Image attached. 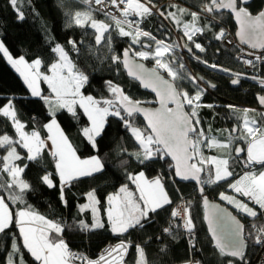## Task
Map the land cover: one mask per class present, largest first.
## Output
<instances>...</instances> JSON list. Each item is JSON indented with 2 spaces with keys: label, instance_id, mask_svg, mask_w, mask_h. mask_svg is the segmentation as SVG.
<instances>
[{
  "label": "snow or ice",
  "instance_id": "6c2138e0",
  "mask_svg": "<svg viewBox=\"0 0 264 264\" xmlns=\"http://www.w3.org/2000/svg\"><path fill=\"white\" fill-rule=\"evenodd\" d=\"M19 0H10L11 5L17 12V19L23 20L24 13L17 7ZM87 3H93V0H86ZM151 0H149V3ZM97 5L103 4L104 0H94ZM115 8L120 5L125 7L121 10V18L107 13L114 22L115 29L119 35L132 37V43H138L139 37L145 36L155 41V49L149 51H135L131 55L141 59L152 58L157 68L164 69L171 80L163 79L156 69L148 70L143 64L136 63L131 59L130 51L125 49L123 60L119 56H112L116 63H123L127 69L128 75L138 80L144 88H150L159 98L160 108L158 110H149L143 108L142 101L133 100L125 94L124 90L111 81H107L108 90L111 98L96 99L92 96H85L82 88L88 82V76L78 70L72 63L64 48L56 45L52 50L58 54L56 63L51 64L49 71L51 75L42 74L40 67L42 60L37 57L32 62H28L23 56L14 58L9 49L5 46L3 40H0V54L7 58V61L23 77L25 84L31 91L32 96L39 97L45 104L49 105V122L44 125L48 136L42 139L38 131L26 132L25 125L18 117L15 106L11 100L0 107V117L7 118L16 134V139L10 137L7 133L0 135V148L6 152L0 156V177L7 174L8 180L0 181V189L9 191L7 200L13 203L22 202L23 193L32 190V185L23 179L24 169L27 165L21 167L16 161L21 160V155L17 152V145L27 150L28 160H38L45 148H48L50 155L55 161V168L60 179V195L65 205L64 190L72 186L73 181H79L81 178L100 179L97 174L105 173V165L98 155H93L82 159L77 155L68 136L61 128L56 117V109H65L74 119H78L77 106L83 110L90 125L81 129L82 135L86 138L91 147L98 151L97 137L102 136L107 123V118L113 116L123 122V126L131 132L132 137L139 144L141 151L130 153L134 155L141 164L153 161L157 158L163 159L171 157L175 161L174 175L181 180H195L198 184L209 183L216 184L221 181H229L228 187L240 196L248 198L254 205L258 206L260 212L249 207L248 203L236 199L234 196L220 193V199L232 204L237 210L245 215L255 219L258 215L264 218V167L257 173L253 171L254 165L264 166V121L258 122L254 117L249 116V112H255V109H244L241 117L242 132L237 139L244 140L247 148L236 147L232 149L231 133L228 143H220L214 137H207L200 124L197 109L200 107H212L211 105H201L199 101L203 96V89H198L194 95H189L186 91H181L174 83L181 78L179 73L171 67V61L165 60L167 53L175 51L174 47L164 41L155 40L150 33L141 30L139 27H133L134 24L142 22L145 16L152 14L151 9L140 0H110ZM251 0H207L202 6V12L209 14L212 19H216L218 14L228 11L238 22L240 26L239 36L242 42L249 43L253 48L260 47L264 49V8L255 12L252 10ZM186 9H180L181 13ZM164 15L163 12L160 13ZM175 18V13H170ZM192 22L185 23L183 26L184 35L188 40H193L196 34H202L204 27L197 26L200 14L190 13ZM130 16L138 17L137 21L130 20ZM70 23L76 26H89L95 30L96 44H110V33L112 24L93 19L90 12L76 11L70 16ZM179 24V19H176ZM127 26L131 30H125ZM224 30L221 29L217 34V39H223ZM255 41V42H254ZM70 44L76 47V42L70 40ZM196 49L203 52L205 49L200 43L193 41ZM141 47H151L150 45H141ZM191 51V48H189ZM261 59V57H257ZM206 63V62H205ZM251 63V62H248ZM182 67V65H181ZM216 67V65H211ZM233 84L239 83V74H236ZM43 80L48 84L51 95L45 96L39 88V81ZM255 79V78H254ZM193 83L197 80L192 77ZM261 87H264V78L258 80ZM215 87V85H210ZM259 103L264 105V96L258 97ZM174 104L175 108L168 107ZM185 105L190 106V111L185 112ZM229 108L235 106L229 105ZM143 115L147 121L146 128L142 129L135 126L134 116ZM233 132L237 129H233ZM51 141V147L47 141ZM205 141L207 147L217 146L224 149H232L235 157H229L235 162L242 163L244 167L250 170L241 176L235 182L229 180L233 176L230 170V158L204 157L200 151V146ZM241 153H246L242 160L239 159ZM127 163V161H123ZM207 165V170L205 166ZM207 171V179L201 180V173ZM128 179L135 184L138 195L130 191L127 185L119 188V191L106 197V215L107 222L111 231L115 235H123L130 229L142 230L146 228L151 221V214L163 209L165 205L172 203L165 190L160 177L148 180L143 172L136 175H128ZM40 181L49 188L55 187L51 179V174H44ZM203 203L209 208L207 219L215 247L221 255L233 257L228 264H251L247 254V242L242 236L243 226L235 217L225 213V210L215 205H210L206 197L203 196L204 189L200 188ZM88 203L80 205V211H91L93 221L91 224L81 220L80 229L94 231L105 227V222L100 216V200L97 198L96 190L93 188L86 193ZM173 217L182 216L184 227L189 233L193 232L195 225L192 223V217L187 209L173 210ZM224 227H219L221 222ZM15 223L19 229V235L22 239V247L34 259L36 264H124V259L130 245V241H120L115 246L106 249L98 260H90L88 257L78 255L70 251L68 244L62 238L64 225L46 219L31 210L30 207L15 212ZM13 224V210L6 202V198L0 195V234H7L6 230ZM171 235L172 227H166L163 230ZM257 234L252 236L255 245L264 250V227L256 229ZM52 233H56L53 236ZM251 236L252 234L249 233ZM195 247V244L192 245ZM164 249H161L163 252ZM136 264H148L147 255L142 246H136ZM264 260V255L258 258ZM7 264H25L21 245L13 242L11 252L7 256Z\"/></svg>",
  "mask_w": 264,
  "mask_h": 264
},
{
  "label": "trees",
  "instance_id": "16d2710c",
  "mask_svg": "<svg viewBox=\"0 0 264 264\" xmlns=\"http://www.w3.org/2000/svg\"><path fill=\"white\" fill-rule=\"evenodd\" d=\"M151 1L158 3L162 0ZM179 1L195 12H200L203 4L207 3V0ZM86 4V0H19L17 7L23 11L25 18L18 20L17 12L10 0H0V39L3 40L14 58L23 56L28 62H32L39 57L42 60V72L44 73H48L51 64L58 60V54L52 49L56 45H60L76 68L88 76V82L82 88V93L85 96H92L98 100L110 99L111 93L106 82L111 81L114 85L122 88L125 94L133 100L142 101L144 105L154 106L153 96L143 92L138 83L126 75L122 63H116L112 60L113 55L121 58L125 49H131L132 45L127 38L119 35L118 31L112 27L110 33H105L106 37L110 35V44H96L94 29L87 25L79 27L70 23L71 14L76 11H87L90 12L93 19L113 25L109 18L90 10ZM261 8H264V0H254L251 10L255 12ZM217 18L235 31L233 20L228 14L217 15ZM210 28L209 33L198 38L205 50L199 55V63L191 62L195 68L191 77L198 76L216 86L214 91L208 90L206 93L205 102L212 107L210 110L205 109L204 112L208 120L215 115L216 130L229 129L232 132L233 126L238 125V122L236 118L231 117L228 106H258V96L264 94V91L245 82L238 88L231 86L232 78L228 74L245 75L243 66L235 59L238 50L226 51L221 48L214 40V35L220 30V26L211 25ZM143 29L156 39L167 40L169 34L172 36H170V42L175 41L173 34L169 31V26L157 16H153L145 22ZM70 40L76 42L75 48L69 43ZM148 42L152 47L150 44L152 41ZM142 44L145 42L143 41ZM191 50L194 52L192 47ZM203 62L209 65L214 64L226 70L228 74L210 70L202 64ZM146 63L152 66L150 62ZM184 76L188 78L186 75ZM174 83L181 91H186L188 94H194L198 89H201L198 80L193 83L192 80L186 81L180 78ZM42 87L43 95L47 96L49 94L48 86L43 82ZM9 100L14 104L17 117L24 123L26 132L35 130L41 134H46L44 125L50 119L48 115L49 105L45 104L43 100L31 96L21 76L9 64L3 54H0V107L6 105ZM57 110L59 112L56 113V118L76 149L77 155L82 159L93 155L100 156L105 165V173L97 174L101 177L100 179L81 178L79 181H73L72 186L64 190V200L67 201V205H65L61 200L60 180L52 156L44 151L38 160H28L26 150L17 145V151L21 154L22 159L18 160L16 164L21 167L27 165L22 178L32 185V190L23 193L22 202L13 203L7 200V197L9 191L15 192L17 190L0 189V195L6 198V202L13 210L12 226L6 230L7 234H0V264H7V256L11 252L13 242L21 245L25 264H36L27 250L22 247V239L15 223V212L28 207L46 219L64 225L62 237L68 247L74 251L84 252L92 259H97L109 243L128 240L131 246L124 259V264H136L137 245L144 248L148 264H186L194 261L196 264H228L229 260H234V258L221 255L214 246L204 223V208L196 186L173 182L171 177L174 176V170L167 158H157L144 164L139 163L134 155H129L141 151L139 144L132 137L131 132L123 126V122L113 116L107 118L104 133L97 137L98 151H96L81 132L82 128L90 125L87 117L83 114V110L77 107L78 119H74L66 110ZM133 119L135 126L145 128L139 117L135 115ZM262 121L261 117L260 122ZM4 133L13 139L17 138L11 122L7 118L0 117V135ZM234 141L238 140L234 139ZM5 154V150L0 148V156ZM125 160L127 161L126 164L123 163ZM230 164L233 176L229 180L233 182L240 176L243 166L234 160L230 161ZM140 172H143L149 180L159 176L165 177L164 187L172 203L158 210L155 214L150 213L152 218L146 228L142 230L130 229L123 235H115L107 222L106 197L118 192L123 185H127L130 191L138 195L136 186L128 179V175H136ZM48 173L51 174L55 187L49 188L40 181V177ZM203 173H205L204 181L207 175L206 171ZM4 175L7 176V174H3L0 181L8 180V176L4 177ZM228 183L229 181L214 185L203 183L205 195L213 200L221 201L219 195L228 191ZM93 188H95L97 198L100 200L99 209L105 227L94 231L81 230L79 227L81 220L89 224L93 221L90 211H80V205L87 202L86 193ZM182 198L187 201V208L191 214L192 223L195 225L193 232L189 233L183 226L184 224L179 221L173 228L172 234L167 235L163 230L169 223L172 207ZM221 203L231 208L224 202ZM232 211L245 224L246 251L251 264H264V260H258L264 255V250L255 245L249 235L253 226L261 227L264 225V221L259 218V215L253 219L241 215L234 209ZM193 244L195 247H192ZM162 248L164 249L163 252H161Z\"/></svg>",
  "mask_w": 264,
  "mask_h": 264
},
{
  "label": "rangeland",
  "instance_id": "374dc122",
  "mask_svg": "<svg viewBox=\"0 0 264 264\" xmlns=\"http://www.w3.org/2000/svg\"><path fill=\"white\" fill-rule=\"evenodd\" d=\"M88 6V5H87ZM184 6V5H183ZM173 6V7H167L164 11H163V13H164V15H162V17H163V19L165 20V21H167L170 25H172V27H174V29H176V30H178L180 33H181V37L182 38H184L185 39V41H186V44H187V47L188 48H193L194 49V51H195V53L198 55H196V57H195V62H197V63H199L200 62V59H199V55H201L203 52H201L200 50H198V49H196L195 48V46H194V43H193V41H197V43H198V38L201 36V35H204V34H207V33H209L210 31H211V23L209 22V21H207L206 20V18H204L203 17V15H209V14H207V13H204V12H202V8H201V11L200 12H197V13H199L200 14V17H199V22H198V25L197 26H201V27H204L205 25H210V27H204V31H203V33L202 34H196V35H194L193 36V40H188V38H187V36H185L184 35V30H183V26H184V24L185 23H191L192 22V18H191V15H190V13H192V12H195V11H193V10H191L190 8H188L187 6ZM89 7V6H88ZM180 9H186L187 11L186 12H184V13H181L180 12ZM170 13H175V18H173L172 16H170L169 14ZM210 16V15H209ZM176 19H179V21H180V23L179 24H177L176 23ZM112 21V20H111ZM112 23H113V27H114V22L112 21ZM225 26V28H227V26L226 25H224ZM1 40V39H0ZM155 40H159V41H164L165 43H167V44H170V45H172L173 47H174V49H175V51L174 52H172V53H167L166 55H165V60H170L171 61V67L175 70V71H177L178 73H179V76L181 77V79L182 80H186V81H188V79L189 80H192V77H191V75H192V73H193V71L195 70V68L193 67V65L191 64V62L189 63V65H190V67H191V70L189 69V68H187V63L186 62H184L183 61V59L180 57V55H179V49H180V47H179V42L178 41H167V40H162V39H156L155 38ZM148 42V41H152L150 44L152 45V49L149 51V52H152V51H154V49H155V41H153V40H150L148 37H145V36H141V40L137 43V44H131L132 45V47H131V52L132 53H134L135 51H147V50H145L144 48H142L141 47V45H143L142 44V42ZM202 47H203V45H201ZM153 47H154V49H153ZM204 48V47H203ZM135 56V55H134ZM136 58H138V59H141L140 57H138V56H135ZM6 58V57H5ZM7 59V58H6ZM141 60H143V61H145V62H150L151 64H152V66H154V67H156L157 68V65L155 64V61L152 59V58H149V59H141ZM57 62V61H56ZM55 62V63H56ZM10 64V63H9ZM11 65V64H10ZM181 65H182V67H181ZM204 65H207V64H204ZM12 66V65H11ZM13 67V66H12ZM14 68V67H13ZM15 69V68H14ZM159 70H161L164 74H166V76H168L170 79H171V77L168 75V73L164 70V69H162V68H158ZM210 70L211 69H215V70H218V71H221L220 69H217L216 67H211V68H209ZM15 71H16V69H15ZM17 72V71H16ZM40 72L42 73V74H47V75H51V72L49 71L48 73H44V72H42V65H41V67H40ZM222 72V71H221ZM19 75H20V73L19 72H17ZM184 75H186L188 78H186ZM21 76V75H20ZM21 78H22V80H23V82H24V79H23V77L21 76ZM180 79V78H179ZM244 80H246V79H243V81ZM44 81L41 79L40 81H39V88H40V90H41V92H42V94H43V87H42V83H43ZM249 82H251L252 83V81H249ZM25 83V82H24ZM44 83H46V82H44ZM254 84V83H253ZM26 85V84H25ZM46 85L48 86V84L46 83ZM242 85V84H241ZM258 85V84H257ZM27 86V85H26ZM260 88H262V89H264V87H261L260 85H258ZM28 88V87H27ZM48 89H49V87H48ZM29 90V92L31 93V91H30V89H28ZM49 92H50V94H48L47 96H49V95H51V90L49 89ZM32 96V95H31ZM32 97H34V98H39V97H36V96H32ZM57 109H59V108H57ZM56 109V110H57ZM211 109V108H210ZM245 108H239V107H234V108H228V111H230V115H231V117H234V118H236V120H237V122H238V124L240 125V127H241V132H242V120H241V117H242V114H243V110H244ZM63 110H65V109H63ZM57 112H59V110H57L56 111V113ZM249 116H252V117H254L258 122H260V119H258V117H259V114L258 113H255V112H249ZM56 118V117H55ZM57 119V118H56ZM201 119L202 118H200V124L197 126L198 128H202L204 131H210V130H216V128L213 126V123L211 122V121H207L206 122V124L205 123H203L202 121H201ZM57 121H58V119H57ZM58 123H59V121H58ZM60 124V123H59ZM61 126V125H60ZM62 128V127H61ZM46 129V128H45ZM47 130V129H46ZM218 132H219V136H218V138L216 139L218 142H220V143H228V141H229V134L231 133L230 132V130L228 129H219L218 130ZM241 132H239V135H238V137L241 135ZM41 136V135H40ZM42 138V137H41ZM43 139V138H42ZM235 140H239V141H234V138L232 137V135H231V141H232V149H234V148H236V146L238 145V144H244V145H246L247 146V143H246V141H244V140H240V139H235ZM208 143V141H206V142H204V144H202L201 146H200V151H201V153L203 154V156L204 157H218V158H230V161H232L231 160V157H235V152L232 150V149H224V148H220V147H217V146H212V147H207V146H205L206 144ZM47 144H48V146L50 147L51 146V141L50 140H48L47 141ZM236 145V146H235ZM46 149V148H45ZM26 150V149H25ZM18 152V151H17ZM26 152H27V150H26ZM231 152V157H229V153ZM19 153V152H18ZM20 154V153H19ZM28 154V153H27ZM21 155V154H20ZM241 160V159H240ZM17 162V161H16ZM241 165L243 166V164L241 163ZM205 168H206V170H207V165L205 166ZM262 168H259V169H257V170H254V171H256L257 173L261 170ZM246 172H244V166H243V169H242V171H241V174H240V176L238 177V178H236L233 182H235L236 180H238L241 176H243L244 174H245ZM206 175H207V171H206ZM207 179V178H206ZM229 179H231V177L229 178ZM221 182H224V181H221ZM221 182H219V183H221ZM163 184H165V183H163ZM217 184V183H216ZM212 185H214V184H212ZM231 189V188H230ZM166 190V189H165ZM167 192V191H166ZM225 194H227V195H230V196H234V197H236V199H238V200H241V201H244L245 203H248V205H249V207H254V206H256V205H254L252 202H246V200H248V198H246V197H243V196H240L239 194H237V193H235V192H233L232 191V189L230 190V192H226ZM86 203H88V201L86 202ZM85 203V204H86ZM250 203H252V205L250 204ZM166 206V205H165ZM184 209H187L188 210V208H187V201H183L182 202V207L181 208H179L178 210H181V211H183ZM100 210V209H99ZM90 211V210H89ZM91 212V211H90ZM92 214V213H91ZM100 216L102 217V213H101V210H100ZM93 216V215H92ZM106 217H107V215H106ZM246 217H248L247 215H246ZM258 217V216H257ZM259 218H261L263 221H264V218H262L260 215H259ZM261 227H264V225H261ZM261 227H252V229H251V237L252 236H254V235H256L257 234V232H256V229H258V228H261ZM52 235L53 236H56V233H52ZM186 264H189V263H186Z\"/></svg>",
  "mask_w": 264,
  "mask_h": 264
},
{
  "label": "clouds",
  "instance_id": "9594fccd",
  "mask_svg": "<svg viewBox=\"0 0 264 264\" xmlns=\"http://www.w3.org/2000/svg\"><path fill=\"white\" fill-rule=\"evenodd\" d=\"M147 1H149V0H147ZM164 1H166V0H162L161 2H153V1H151V3H153V4H155V5H158V4H161L162 2H164ZM177 2H178V4L177 5H175V6H183V4L179 1V0H176ZM174 5H165V6H163L162 7V9L159 11V13H157V14H153L152 16H150L145 22H147V21H149L153 16H157V17H159V18H161L162 19V22H164L166 25H168L169 26V31L173 34V37L175 38V41H177L178 39H181V44H180V49L178 50L179 52L178 53H181L182 54V59H184V62H186L187 63V68H189L190 70H191V67H190V65L188 64L189 62H195V57H196V53H195V51L193 52V50H191V53L190 52H188V50H187V44H186V41H185V39L184 38H182L181 37V33L178 31V30H176V29H174V27H172V25H170L167 21H165L164 19H163V17H162V15L160 14L161 12H163L167 7H173ZM184 7V6H183ZM203 17L204 18H206V20L207 21H209L210 23H211V25H218V26H220V30L221 29H223L224 30V32L225 31H229V32H231L232 33V35H233V37H234V39L236 40V42H237V44H238V46H235V47H232V48H230V49H227L224 45H223V43L221 42V39H217L216 38V36H217V34L219 33V31H217L216 33H215V35H214V40L221 46V48H223L224 50H226V51H231V50H235V49H237L238 50V52L236 53V55H235V59L237 60V62H239L242 66H243V68H244V65L242 64V62H240L238 59H237V56H238V54L242 51V50H245V51H248V52H254V51H250V50H248V49H246L245 47H243V46H241L240 44H239V42H238V40L236 39V36H235V32H236V27H235V31H233L231 28H229L228 26H227V28H225V24H223L222 22H221V20H219L218 18H216V19H212V17L211 16H209V15H203ZM145 22H144V24H145ZM234 23V22H233ZM144 24H143V26H144ZM114 29H115V26H114ZM116 30V29H115ZM142 30L143 31H145L144 29H143V27H142ZM152 36V35H151ZM168 36H169V34H168ZM171 36V35H170ZM169 36V37H170ZM123 37H125V36H123ZM152 37H154V36H152ZM172 37V36H171ZM170 37V38H171ZM125 38H127L129 41H130V43L131 44H137V43H132V40L130 39V38H128V37H125ZM141 40V37H140V39H139V41ZM171 39H167V41L169 42ZM185 41V43H184V41ZM196 43H197V41H195ZM149 44V42H145V44ZM198 43H200L199 41H198ZM201 44V43H200ZM144 45V44H143ZM202 45V44H201ZM151 49H152V47H151ZM150 49V50H151ZM149 50V51H150ZM255 53H264V51L263 52H255ZM203 65L204 64H207V63H202ZM212 65H214V64H212ZM205 67H207V68H211V65H209V64H207V65H204ZM152 67H154V66H152ZM156 68V67H155ZM216 68L217 69H220L221 71H218V70H215V69H211V70H213V71H217V72H220V73H223V74H228L227 73V71L226 70H224V69H221L220 67H217L216 66ZM158 69V68H157ZM161 71V70H160ZM244 71H245V75H243V76H239V80L241 81V84L243 83V82H245V83H251V82H249V81H252V83L251 84H253L254 86H256V87H258L260 90H263L264 91V89H262V88H260L258 85H260L259 83H258V80L259 79H261V78H264V65L262 66V67H259V68H257V70L256 71H254V72H247L246 70H245V68H244ZM161 73H163L162 71H161ZM164 74V73H163ZM193 74V73H192ZM164 75H166V74H164ZM228 76L229 77H231L232 78V80L233 79H235V78H237L236 77V75H231V74H228ZM168 77V76H167ZM244 77V78H243ZM199 82H200V84H201V89H203L204 91H203V96H202V99H201V105H209V104H207L206 102H205V99H206V93H207V91L208 90H211V91H213L212 89H210L206 84H204L203 82H202V79L203 78H199L198 76L197 77H195ZM255 78V79H254ZM170 79V78H169ZM243 79H246V80H244L243 81ZM205 80V79H204ZM231 80V81H232ZM207 81V80H206ZM209 82V81H208ZM211 83V82H210ZM240 84V85H241ZM258 84V85H257ZM176 85V84H175ZM195 94V93H194ZM194 94H189L190 96L191 95H194ZM260 96H264V94H261ZM259 97V96H258ZM186 106V109H187V105H185ZM234 106V105H233ZM235 107H239V108H245V109H253V108H256L257 109V111H255V113H258L259 114V117H258V119H260L261 117H262V109L261 108H259V106H255V107H252V106H246V105H241V106H235ZM210 108L211 107H200V108H198L197 109V112H198V115H199V119L200 118H202L201 119V121L203 122V123H205L206 124V122L207 121H211L212 123H213V126L215 127V123H214V117H215V115L210 119V120H208L207 119V117H206V114H205V112H204V110L205 109H209L210 110ZM229 108V107H228ZM188 109H189V111H190V106H188ZM188 109H187V111H188ZM215 114H217V112H215ZM137 116V115H136ZM138 117V116H137ZM262 119H263V117H262ZM264 121V120H263ZM235 126H237L238 127V133H237V136H233V131L231 132V135H232V137L234 138V139H236L237 137H238V135H239V132H241V127H240V125L238 124V125H235ZM235 126H233V128H232V130L234 129V127ZM145 127V126H144ZM204 134H205V136H207V137H214L215 139H217L218 138V130H208V131H204ZM239 141V140H238ZM206 142V141H205ZM243 144V143H242ZM242 144H238L236 147H238V146H244L243 148H247V146L246 145H242ZM235 155V154H234ZM246 155V153H243V157L242 158H240L241 160L244 158V156ZM165 158H167V157H165ZM168 159V158H167ZM173 167V166H172ZM262 167H264V166H261V165H254L253 166V168H252V170L254 171V170H257V169H259V168H262ZM250 169L249 168H246V167H244V172H248ZM204 174L205 173H203V176H202V181H203V177H204ZM162 180H164V181H162L163 183H165L166 182V178L165 177H163V176H159ZM172 178V181L174 182V181H176L177 183H178V181L176 180V178H175V175L174 176H172L171 177ZM180 184V183H179ZM218 184V183H217ZM188 185H192V184H188ZM195 186V185H194ZM202 186H203V183H202ZM197 188V187H196ZM203 189H204V187H203ZM198 190V189H197ZM230 188L228 187V191L227 192H230ZM198 193H199V191H198ZM226 193V192H225ZM200 195V194H199ZM182 199H184V198H182ZM181 199V200H182ZM219 199H220V195H219ZM181 200H178L174 205H173V207H172V211L173 210H175V208L178 206V204H179V202L181 201ZM185 200V199H184ZM213 200V199H212ZM221 200V199H220ZM201 201H202V197H201ZM215 201H217V200H215ZM248 200H246V202H247ZM218 202H224V200H221V201H218ZM249 202V201H248ZM225 203V202H224ZM222 205H224L223 203H221ZM226 204V203H225ZM251 205H252V203H250ZM227 205V204H226ZM225 206V205H224ZM227 207V206H226ZM227 208H229V207H227ZM232 208V207H231ZM231 208H229V209H231ZM254 208L258 211V213L260 212V209H259V207L258 206H254ZM233 209V208H232ZM231 209V210H232ZM171 211V212H172ZM240 213V212H239ZM241 215H243V216H246L244 213H240ZM249 217V216H248ZM240 219V218H239ZM241 220V219H240ZM180 221V219L178 218V216L177 217H173L171 214H170V217H169V223H168V225H167V227H172V229L176 226V224H177V222H179ZM173 224V225H172ZM167 234V233H166ZM168 235V234H167ZM247 240V239H246ZM120 242V241H119ZM119 242H116V243H119ZM114 244V243H113ZM194 263L196 264V262L194 261Z\"/></svg>",
  "mask_w": 264,
  "mask_h": 264
},
{
  "label": "water",
  "instance_id": "95a60500",
  "mask_svg": "<svg viewBox=\"0 0 264 264\" xmlns=\"http://www.w3.org/2000/svg\"><path fill=\"white\" fill-rule=\"evenodd\" d=\"M253 1H254V0H251V3H253ZM221 14H228V15L232 18V20H233V22H234V25H235V27H236L235 36H236V39L238 40V42H239V44H240L241 46L245 47L246 49H248V50H250V51H254V52H263V51H264V49H262V48H260V47L253 48L249 43H244V42H242L241 39H240V36H239V34H238L239 31H240V26H239L238 22H237V21L235 20V18H234V17H233L228 11H226V10L223 11ZM218 15H220V14H218ZM167 39H171V38H170L169 36H167ZM183 41H184V40H183ZM254 42H255V41H254ZM184 43H185V41H184ZM144 45H149V44L146 43V44H144ZM143 48H144L145 50H147V51H149V50L151 49V47H143ZM128 50L130 51V55H131V54H132L131 50H130V49H128ZM187 50H188V52L191 53V51H189V48H188V47H187ZM131 59H132L134 62H136V63L143 64V66H144L146 69H148V70L156 69V70L159 72L160 76H161L163 79H165V80H171V79H169V77H167L166 75H164L163 73H161V71H160L159 69H157V68H155V67H152V66H149L145 61L136 58L134 55H131ZM122 60H123V53H122V57H121V61H122ZM121 63H122V62H121ZM122 66H123V63H122ZM123 70H124V72L126 73V75H127L130 79H133V77H131V76L128 75L127 69H126L124 66H123ZM133 80H135V79H133ZM135 81L138 83V85L140 86V89H141L143 92L152 95L153 98H154V100H155V105H154V106H149V105H144V104H142L141 106H142L143 108H146V109H149V110H158V109L160 108V104H159V98L157 97L156 93L153 92L150 88H144V87L140 84V82H139L138 80H135ZM202 82H203L204 84H206V85H207L210 89H212L213 91L216 89V86H215V87H211V86H210V85H213L212 83H210V82H208V81H206V80H204V79H202ZM240 84H241V81H240V80H239V83H238V84H233L232 81H231V86L234 87V88H238V87L240 86ZM258 106H259V108L262 109V117H263V120H264V105H261V104L259 103V100H258ZM168 107L175 108V105H174V104H169ZM184 111H185V112H188L187 109H186V106L184 107ZM137 116L141 119V121L143 122V125H144L145 128H146V126H147V121L145 120V118L143 117V115H139V114H137ZM234 128L237 129V131L233 132V136H237V133H238V127L235 126ZM238 147H242V146H238ZM235 155H236V154H235ZM242 157H243V153L240 154L239 159L242 158ZM167 158H168V160L170 161V163L172 164V166H173V170L175 171V169H174L175 161H173V160L171 159V157H167ZM202 176H203V172L201 173V180H202ZM175 178H176V180L178 181V183H180V184H184V185L192 184V185H195V186L197 187L198 191H199L200 196H201L200 188H203L202 183H201V184H198L195 180H191V179H189V180H181L179 177H176V176H175ZM203 196L207 198V200L209 201V204H210V205H215V206H217V207H219V208H222V209L225 210V213H226L227 215H230L231 217H235V219L238 220L239 223L243 226L242 236L246 239L245 224L239 219V217H237V216L233 213V211H232L231 209H229V208H227L226 206L222 205L220 202L215 201V200H212L211 198H209L208 196H206V195H205V190H204V192H203ZM201 197H202V196H201ZM201 202H202V206H203V208H204V223H205V226H206V229H207L208 235H209V237L211 238V240L213 241L214 246H215V240L213 239L212 232H211V230H210L209 223H208V219H207V214H208V212H209V208L206 207V206L204 205V203H203V197H202V201H201ZM219 227H224V222H223V221L220 223ZM246 242H247V240H246ZM226 257H229V256H226ZM230 258H233V257H230Z\"/></svg>",
  "mask_w": 264,
  "mask_h": 264
},
{
  "label": "built area",
  "instance_id": "2783aa9c",
  "mask_svg": "<svg viewBox=\"0 0 264 264\" xmlns=\"http://www.w3.org/2000/svg\"><path fill=\"white\" fill-rule=\"evenodd\" d=\"M141 3H144L146 6H148L150 9H151V12L152 14L149 15V16H145L142 20V22H139L138 24H134L133 27H139L141 30H142V27H143V24L144 22L150 17L152 16L153 14H157L159 13V11L162 9L163 6L165 5H177L178 2L176 0H166L164 2H162L161 4H158V5H155L153 3H149V1L147 0H140ZM87 5L89 6V8L91 10H94L96 12H99V13H102L103 15L111 18V16L107 15V13H112L113 15L117 16L118 18H123L121 17L120 13H121V10L125 7L124 5H120V8L117 9L115 8L114 6L111 5L110 3V0H104V3L103 4H100V5H97L94 3V0H93V3L89 4L87 3ZM130 20H133V21H137L139 18L138 17H135V16H130L129 17ZM125 30H131L129 29L127 26H125ZM132 40V37H128ZM140 39V37H139ZM221 42L223 43V45L227 48V49H230L232 47H235V46H238L236 40L234 39L233 35L231 32L229 31H225L224 32V37L223 39H221ZM257 57H261V59H257ZM237 59L242 62V64L244 65V68L247 72H254L257 70V68L259 67H262L264 65V53H255V52H248V51H245V50H242L238 56H237ZM248 62H251V63H248ZM202 99V98H201ZM199 103H201V100L199 101ZM255 109V111H257L256 108H253ZM164 181V180H162ZM184 201V199H182L178 206L175 208V210H178L179 208L182 207V202ZM249 201V200H248ZM251 202V201H249ZM178 218L180 219V222L182 224H184V219L182 216H178ZM173 225V224H172ZM173 231V229H172ZM116 244L118 243H111V244H108L104 247L103 251L101 252V255L105 253L106 249H109L113 246H115ZM70 251H72L73 253H76L78 255H83V256H86L88 257L90 260H93L92 258H90L87 254L83 253V252H76L72 249H70ZM100 255V256H101ZM99 257L95 260H98ZM93 260V261H95ZM76 264H80L79 261L76 262Z\"/></svg>",
  "mask_w": 264,
  "mask_h": 264
},
{
  "label": "crops",
  "instance_id": "0c3cea01",
  "mask_svg": "<svg viewBox=\"0 0 264 264\" xmlns=\"http://www.w3.org/2000/svg\"><path fill=\"white\" fill-rule=\"evenodd\" d=\"M82 91V90H81ZM49 94H50V92H49ZM78 107V106H77ZM25 130V129H24ZM46 130V129H45ZM39 132V131H38ZM40 133V132H39ZM40 135H41V137L43 138V139H46L47 138V136H48V132H47V130H46V134H41L40 133ZM218 135H219V132H218ZM51 147V146H50ZM44 151H46V152H48L49 153V151H48V148H46V149H44ZM43 151V152H44ZM50 154V153H49ZM57 172V171H56ZM4 177H7L6 175H4ZM59 177V176H58ZM147 178V177H146ZM148 179V178H147ZM60 180V179H59ZM149 180V179H148ZM16 192V191H15ZM169 196V195H168ZM170 198V197H169ZM228 206H230V207H232L234 210H236V211H238V212H240L239 210H237L232 204H229L227 201H224ZM240 213H242V212H240ZM189 264H195L194 262H190Z\"/></svg>",
  "mask_w": 264,
  "mask_h": 264
},
{
  "label": "bare ground",
  "instance_id": "6f19581e",
  "mask_svg": "<svg viewBox=\"0 0 264 264\" xmlns=\"http://www.w3.org/2000/svg\"><path fill=\"white\" fill-rule=\"evenodd\" d=\"M177 41L179 42V47H180L181 39H178ZM109 244H111V243H109ZM102 251H103V250H102ZM99 257H100V256H99Z\"/></svg>",
  "mask_w": 264,
  "mask_h": 264
},
{
  "label": "flooded vegetation",
  "instance_id": "af4514ba",
  "mask_svg": "<svg viewBox=\"0 0 264 264\" xmlns=\"http://www.w3.org/2000/svg\"><path fill=\"white\" fill-rule=\"evenodd\" d=\"M179 55H180V57H182V54L181 53H179ZM244 78V77H243ZM236 146V145H235Z\"/></svg>",
  "mask_w": 264,
  "mask_h": 264
}]
</instances>
